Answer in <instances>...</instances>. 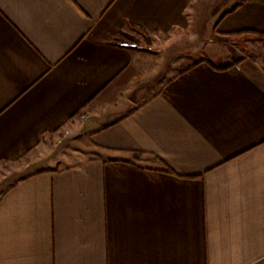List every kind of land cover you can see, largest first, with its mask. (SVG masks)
<instances>
[{
	"label": "crops",
	"instance_id": "0c3cea01",
	"mask_svg": "<svg viewBox=\"0 0 264 264\" xmlns=\"http://www.w3.org/2000/svg\"><path fill=\"white\" fill-rule=\"evenodd\" d=\"M0 264H264V0H0Z\"/></svg>",
	"mask_w": 264,
	"mask_h": 264
},
{
	"label": "rangeland",
	"instance_id": "374dc122",
	"mask_svg": "<svg viewBox=\"0 0 264 264\" xmlns=\"http://www.w3.org/2000/svg\"><path fill=\"white\" fill-rule=\"evenodd\" d=\"M169 37L170 36H158V37L150 36V35L142 32L141 30H139L137 28H131L128 32H126V34L122 35V39H124L125 41L131 42L133 44L135 43V44L139 45L140 47H143L146 49H149L152 46H156L157 49L163 48L161 50L162 52L160 54H161V56L167 55L166 64L164 65V70H166V71H167V65H168V60H169V58H168L169 53L165 52L164 46L168 45L169 44L168 42L171 41V40L169 41ZM146 51H145V53H147ZM170 56H172V55H170ZM226 63H229V62H219L218 64L224 65ZM162 66H163V64H162ZM57 140L58 139H53L51 144L55 145L54 143H56Z\"/></svg>",
	"mask_w": 264,
	"mask_h": 264
},
{
	"label": "trees",
	"instance_id": "16d2710c",
	"mask_svg": "<svg viewBox=\"0 0 264 264\" xmlns=\"http://www.w3.org/2000/svg\"><path fill=\"white\" fill-rule=\"evenodd\" d=\"M232 65V63H226V64H224V65H220V67L221 68H227V67H229V66H231Z\"/></svg>",
	"mask_w": 264,
	"mask_h": 264
}]
</instances>
